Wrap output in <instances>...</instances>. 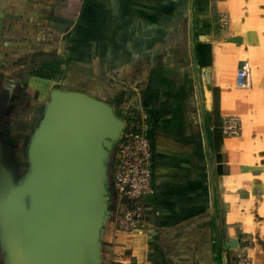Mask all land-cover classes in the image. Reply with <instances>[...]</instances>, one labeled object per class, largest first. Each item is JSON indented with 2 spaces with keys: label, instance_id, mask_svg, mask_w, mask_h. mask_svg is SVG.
<instances>
[{
  "label": "crops",
  "instance_id": "crops-1",
  "mask_svg": "<svg viewBox=\"0 0 264 264\" xmlns=\"http://www.w3.org/2000/svg\"><path fill=\"white\" fill-rule=\"evenodd\" d=\"M55 88L149 117L151 209L120 231L109 200L98 264H231L241 232L264 264V0H0V141L24 96L45 110ZM232 114L243 131L222 136Z\"/></svg>",
  "mask_w": 264,
  "mask_h": 264
},
{
  "label": "water",
  "instance_id": "water-1",
  "mask_svg": "<svg viewBox=\"0 0 264 264\" xmlns=\"http://www.w3.org/2000/svg\"><path fill=\"white\" fill-rule=\"evenodd\" d=\"M125 123L112 104L55 88L17 184L0 155V234L9 264H98L108 210L106 159ZM30 195L28 212L20 197Z\"/></svg>",
  "mask_w": 264,
  "mask_h": 264
},
{
  "label": "built area",
  "instance_id": "built-area-1",
  "mask_svg": "<svg viewBox=\"0 0 264 264\" xmlns=\"http://www.w3.org/2000/svg\"><path fill=\"white\" fill-rule=\"evenodd\" d=\"M224 23H226L224 21ZM251 66L248 61L240 64L236 84L238 87H249ZM115 145V161L113 162L112 186L117 199L115 224L117 230L131 231L146 223L147 211L153 189V151L149 134V117L142 112L131 109L128 112L127 124ZM123 129V130H124ZM218 129L222 136L239 135L243 131V121L237 114L223 117ZM254 237L241 232L235 244H226L225 250L230 253L231 264H254L251 249Z\"/></svg>",
  "mask_w": 264,
  "mask_h": 264
},
{
  "label": "rangeland",
  "instance_id": "rangeland-1",
  "mask_svg": "<svg viewBox=\"0 0 264 264\" xmlns=\"http://www.w3.org/2000/svg\"><path fill=\"white\" fill-rule=\"evenodd\" d=\"M27 100L28 98L24 96L22 101L15 106L14 112L10 113V116L6 115L7 117L5 118L4 126L2 127V137L0 141L1 161L17 184L24 183L33 170L31 144L45 118L47 110V108L44 110V108L42 109L40 106H33V104ZM126 102L124 103L126 104V107L123 108L124 110L120 112V115L124 123L126 122L127 124L128 112L134 107H131V104H127ZM112 106L116 108L117 103H112ZM133 110L138 111L136 108ZM129 127L130 126H127V128L122 131V134L127 132ZM115 145L116 143L106 159V183L108 185L107 190L110 197L109 200L112 199V202L117 203L111 182V168L115 161ZM20 201L22 202L23 207L30 212L34 205L33 198L30 195H23L20 197ZM113 205L115 204H112L111 207H113ZM260 230V233L263 234H261L259 238L262 237V242H264V224Z\"/></svg>",
  "mask_w": 264,
  "mask_h": 264
},
{
  "label": "trees",
  "instance_id": "trees-1",
  "mask_svg": "<svg viewBox=\"0 0 264 264\" xmlns=\"http://www.w3.org/2000/svg\"><path fill=\"white\" fill-rule=\"evenodd\" d=\"M34 74H38V75H42V76H49V74H47V73H43V71L42 70H36V71H34ZM108 102V101H107ZM124 102H125V100H124V96L123 95H118V96H116V103H117V106H116V108H114L115 109V111L118 113V115H120V112H121V110H118L119 108V106L121 107V106H123V104H124ZM110 103V102H109ZM111 104V103H110ZM121 116V115H120ZM150 138V137H149ZM151 199H152V197H151Z\"/></svg>",
  "mask_w": 264,
  "mask_h": 264
}]
</instances>
